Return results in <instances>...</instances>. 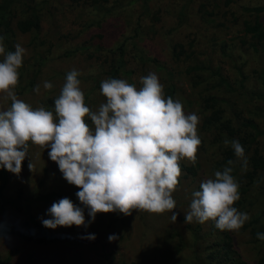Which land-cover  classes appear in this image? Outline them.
<instances>
[{
	"label": "rangeland",
	"instance_id": "374dc122",
	"mask_svg": "<svg viewBox=\"0 0 264 264\" xmlns=\"http://www.w3.org/2000/svg\"><path fill=\"white\" fill-rule=\"evenodd\" d=\"M12 6L16 13L13 24L32 14L39 20L37 31L21 34L13 28L12 34L3 37L7 51H15L18 43L26 49L18 70L19 99L34 109L43 106L54 113V101L66 75L75 69L80 73L86 106L98 110L106 102L101 92L105 71L122 45L125 66L119 79L140 88L141 77L154 72L164 94L171 85V97L182 103L186 114L199 117L201 145L195 165L179 162L194 167V173L181 171L173 193L177 222H172L170 212L134 210L131 216L97 214L87 227L50 229L42 220L50 219L47 210L65 197L84 209L86 223L91 218L76 196L79 189L50 160V149L29 142L22 172L19 176L9 172L4 189L0 212L4 264H226L222 252H213V244L221 239L211 230L215 223H186L184 215L200 184L228 166H219L224 151L232 149L224 140H237L238 132L227 135L218 124L206 125L212 113L234 130L242 118H250L257 131L252 147L264 157V51L255 53L251 45L256 41L243 32L244 22L257 21L264 27V0H236L227 6L224 0H14ZM244 8L263 10L247 12ZM175 44L184 47L186 56L172 57ZM68 51L73 53L66 56ZM192 66L201 69L190 78L185 71ZM45 81L52 83L51 90L44 89ZM191 81L197 84L192 86ZM36 86L39 93L34 91ZM207 98L215 101L212 108H208ZM10 104L0 100V110H7ZM233 161L239 191L247 184L246 198L238 210L249 214L250 220L238 232L227 233L233 256L257 264L264 253V241L256 235L264 233L262 172H251L249 163L248 170L242 171L237 158ZM249 172L254 178L250 184ZM113 234L118 239L109 242Z\"/></svg>",
	"mask_w": 264,
	"mask_h": 264
},
{
	"label": "clouds",
	"instance_id": "9594fccd",
	"mask_svg": "<svg viewBox=\"0 0 264 264\" xmlns=\"http://www.w3.org/2000/svg\"><path fill=\"white\" fill-rule=\"evenodd\" d=\"M3 40L0 36V100L11 104L0 110V169L19 176L29 142L50 149V160L79 189L76 196L91 218L86 223L84 209L65 197L47 210L51 218L42 220L43 226L87 227L97 214L131 216L134 210L170 212L172 222H177L173 193L182 174L179 162L197 163L199 117L186 114L178 99L165 97L154 72L141 77L140 88L123 79H105L101 92L106 102L92 111L85 104L80 73L73 69L54 101L55 114L43 106L34 109L16 94L26 49L18 43L15 51H7ZM43 87L51 90L53 85L45 81ZM34 91L39 93L40 87ZM224 144L231 145L242 171H247L249 161L241 143L225 139ZM227 163L192 193L184 222L213 221L221 231L238 232L250 220L249 214L234 207L241 198L232 174L236 161ZM28 168L33 169L31 160ZM256 235L264 241V233ZM108 239L113 242L118 237L113 234Z\"/></svg>",
	"mask_w": 264,
	"mask_h": 264
},
{
	"label": "trees",
	"instance_id": "16d2710c",
	"mask_svg": "<svg viewBox=\"0 0 264 264\" xmlns=\"http://www.w3.org/2000/svg\"><path fill=\"white\" fill-rule=\"evenodd\" d=\"M234 1L236 0H224V4L227 6ZM13 3L14 0H0V36L4 37L7 34H12L13 28L21 34L27 33L29 31H37L39 28V20L37 16L33 14L29 18L17 19L13 24V20L16 16L15 10L12 6ZM244 10L247 12H260L263 10V8H244ZM11 25H13V27ZM243 32L245 34H249L250 37L256 41L257 44L251 45L255 53L264 51V27L259 22H244ZM242 43H244V41H242ZM256 46H258L259 48H256ZM116 51V59L109 63V65L107 66V70L105 71L107 79H119L120 74L124 70L125 63L123 60V46L119 45L116 48ZM72 53L73 51H68L65 54L66 56H70ZM171 54L174 59H178L181 56H186L184 47L181 44H175L172 47ZM200 69L201 67L199 66H192L186 69L185 74L188 76L194 72L199 71ZM191 77L192 76L190 75V78ZM220 81L224 82L222 79ZM196 84L197 83L195 81H191L192 86H195ZM225 86L228 85L225 83ZM172 89L173 88L170 85L167 93H165V97L172 96ZM205 102H210L208 108H212L215 104V101L211 98H207ZM215 115V113H212V116L207 119L206 125L211 126L214 124H218L220 130L224 131L227 135H234L238 132L237 140L241 143L245 150L251 172H262V189H264V157L258 153L256 148L252 147L257 132L255 124L250 118H242L238 129L234 130L228 121H221V118L219 116L215 117ZM234 158H236L234 151L232 149H226L223 153V160L219 163V166H221L223 163H227L229 160H233ZM180 168L181 171L184 172V175H191L194 173V167L192 166H187L183 163H180ZM251 172L246 174L248 178V184L252 183V181L254 180V178L251 176ZM8 173L9 171L0 169V212L2 211L3 205L5 203L3 194L7 183ZM246 186L247 184L241 187V198L234 204V207H236L237 209L243 206L242 203L246 198L245 194L247 192ZM43 198L47 199L49 197L44 196ZM211 230L213 232H216L221 237L218 243L213 244L216 247L213 252H215L216 254L222 252V257L224 258V262L226 264H248L244 260L235 258L233 256V252L231 250V238L228 235L227 231H221L217 229L215 225L211 228ZM210 257L212 256L210 255ZM4 263L5 261L0 258V264ZM257 264H264V253L258 260Z\"/></svg>",
	"mask_w": 264,
	"mask_h": 264
}]
</instances>
